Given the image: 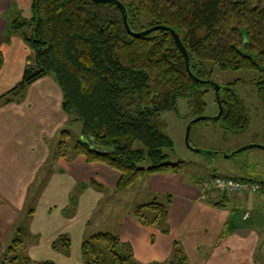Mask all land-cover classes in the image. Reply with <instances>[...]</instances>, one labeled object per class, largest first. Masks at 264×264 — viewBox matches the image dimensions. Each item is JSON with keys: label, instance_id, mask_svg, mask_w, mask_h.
Segmentation results:
<instances>
[{"label": "trees", "instance_id": "obj_1", "mask_svg": "<svg viewBox=\"0 0 264 264\" xmlns=\"http://www.w3.org/2000/svg\"><path fill=\"white\" fill-rule=\"evenodd\" d=\"M119 1L126 8L132 31L143 32L156 26L174 30L198 78L204 80L215 68L257 73L256 80L237 81L236 85L241 82L254 86L264 109V0ZM17 15L5 42L11 34H19L32 50L33 61L22 82L0 102L12 103L35 82L53 77L63 92V111L76 116L82 124L75 155H68L66 141H62L57 158L84 156L88 164H103L117 171L121 176L117 192L128 190L145 176L182 173L184 162L169 160L168 151H173L175 145L161 117L175 112L181 99L188 102L194 116H203L207 109L205 89L211 87L191 80L184 56L170 32L158 31L135 39L128 34L116 5H97L92 0H32L31 17ZM2 61L0 55V65ZM233 85L221 94L224 112L220 120L239 132L248 127L250 116L245 101L231 88ZM70 135L62 133L64 140ZM136 144L143 149H135ZM145 161L147 167L143 166ZM88 186L106 191L96 180ZM210 190L205 193L207 202L225 208L228 195L223 193L219 200L211 201ZM77 203V197H72V210ZM144 210L154 212L156 217L146 218ZM168 211V205L155 201L135 213L143 225L169 234V228L164 227ZM24 238L21 231L11 242L7 264L34 263L18 254ZM53 248L69 253L71 241L62 236ZM82 255L85 264H139L132 245L109 232L87 237ZM168 264H188L178 244Z\"/></svg>", "mask_w": 264, "mask_h": 264}, {"label": "crops", "instance_id": "obj_2", "mask_svg": "<svg viewBox=\"0 0 264 264\" xmlns=\"http://www.w3.org/2000/svg\"><path fill=\"white\" fill-rule=\"evenodd\" d=\"M31 3L0 0V99L22 82L33 61L32 50L19 34H11L5 42L17 14L31 17ZM62 103L63 92L51 76L29 86L12 103L0 102V244L12 242L23 231L19 256L34 263L85 264L82 247L85 239L96 233L87 235L93 216H104L105 209L109 210L107 214L121 213L129 203L132 187L117 192L120 174L103 164H88L84 156L70 161L54 154L52 168L47 166L58 133L71 119ZM243 166H229L242 173V178L233 179L263 182V173L255 166L252 170ZM149 178L153 179L155 192L167 193L171 198L169 234L139 222L132 212L145 205H132L119 238L132 245L137 262H163L166 256L159 254V259H150L145 253L156 246L162 252L164 246L168 255L178 244L188 264H264V194L228 196L226 207L218 208L203 199L199 178L188 180L183 171ZM94 179L106 191L89 187ZM75 195L78 203L72 210ZM210 199L214 201V197ZM246 214L249 218L245 220ZM62 236L71 241L69 253L53 248Z\"/></svg>", "mask_w": 264, "mask_h": 264}, {"label": "rangeland", "instance_id": "obj_3", "mask_svg": "<svg viewBox=\"0 0 264 264\" xmlns=\"http://www.w3.org/2000/svg\"><path fill=\"white\" fill-rule=\"evenodd\" d=\"M21 4L24 3L21 2ZM21 17H23V15ZM258 77V74L255 72H224L218 68L213 69L208 77L204 76V80L211 81L224 88L234 84L231 88L245 101L250 116V124L243 131L238 132L231 130L223 120L201 122L195 124L191 130L189 139L191 147H189L186 143L187 128L193 120L199 117L192 114L188 102L184 99L179 100L175 112L164 114L161 117L165 123V132L173 140L175 145L173 151H168L169 160L174 163L184 162L183 172L188 180H195L198 178V180H201L204 177L242 178L241 170L233 171V169L229 168L230 165H241L242 167H244L243 165H247L250 170L255 166L259 172L263 173L261 175L264 176V150L251 149L236 156H232L233 153L247 146L257 145L264 147V109L255 94V88L250 84L241 85V82H238V85H236L237 81L251 82ZM205 90L208 91L205 97L207 109L204 115L200 117H215L218 114V106L214 89L211 87ZM70 118V122H68L57 135L53 155L47 164L50 169L52 168L50 163L54 161V154L57 153L56 150L60 142L66 141L68 155L74 156L76 144L81 140L82 124L77 121L76 116L73 115L72 117L70 116ZM63 132L70 133V137L64 140L62 136ZM135 149H143V147L140 144H136ZM193 149L202 152L196 153ZM226 156L229 158L226 159ZM74 159L75 157L71 158L70 161ZM143 166L147 167L148 161H145ZM216 167L221 168L217 171ZM46 171L47 170L44 172ZM87 172L89 173V171ZM261 178L264 179V177ZM151 181H153V179L147 176L133 185L129 203L123 207L121 213L107 214L109 210L105 209L104 216H93L92 225L87 235H91L94 232H109L120 237L122 225L126 224V222H124V217L131 214L133 210L131 209L132 205H148L156 201L159 204L168 205L170 210V204L168 202L169 200L171 201V198L169 194L155 192V185ZM197 183L199 185L198 181ZM209 194L211 198L214 197V201L217 199L215 197L220 199L223 196V193L214 189H211ZM75 196L77 197V195ZM106 196L109 197V194H106ZM131 201L134 202L131 203ZM104 203L107 204L108 199L104 200ZM142 215L150 220L156 217V214L150 210L142 211ZM132 216L136 218L134 210ZM168 223L169 222L166 221L164 225L166 229L169 228ZM16 239H19V237L17 236ZM164 241L166 240L164 239ZM11 244L12 243L9 241L8 243L0 244V264H7L6 260L9 254L8 248ZM136 248H139V250L142 249L141 246L138 245ZM165 248L167 247L163 246L162 252L158 246L150 248V252H146L145 256H149L150 259H159V254H161L162 256H166L164 261L158 262L154 260L151 264H168L170 259L174 257V249L170 254L165 255ZM11 256L14 257L15 255L11 253ZM139 264L141 263L139 262Z\"/></svg>", "mask_w": 264, "mask_h": 264}, {"label": "water", "instance_id": "obj_4", "mask_svg": "<svg viewBox=\"0 0 264 264\" xmlns=\"http://www.w3.org/2000/svg\"><path fill=\"white\" fill-rule=\"evenodd\" d=\"M95 4L97 5H108V4H114L116 5L120 12H121V15H122V18H123V22H124V26L128 32V34L135 38V39H140V38H144V37H147L155 32H158V31H165V32H170L176 42V44L178 45L182 55L184 56V59H185V63H186V70H187V73L189 74L191 80L197 84V85H200V86H210L214 89V92H215V96H216V103H217V106H218V114L217 116L215 117H199L195 120H193L188 128H187V134H186V143L189 147L190 146V142H189V139H190V134H191V130L193 128V126L195 124H198V123H201V122H207V121H218L221 119L222 115H223V112H224V109H223V104H222V101H221V94L223 91L225 90H228L227 87H221L211 81H208V80H203V79H200L198 78L192 71V68H191V60H190V57L184 47V45L182 44L181 42V39L180 37L178 36V34L172 30V29H169L168 27H165V26H156V27H152L148 30H145L143 32H134L131 30L130 26H129V23H128V14H127V11H126V8L125 6L119 1V0H92ZM244 49L247 50L248 49V41L245 39L244 41ZM251 149H262L264 150V147L262 146H257V145H251V146H247L235 153L232 154V156H236L242 152H245L247 150H251ZM195 150V149H193ZM196 153H201L202 151H199V150H195ZM229 157L226 156V159H228Z\"/></svg>", "mask_w": 264, "mask_h": 264}, {"label": "built area", "instance_id": "obj_5", "mask_svg": "<svg viewBox=\"0 0 264 264\" xmlns=\"http://www.w3.org/2000/svg\"><path fill=\"white\" fill-rule=\"evenodd\" d=\"M214 188L217 191L228 196H246L264 194V184L257 181H240L232 178L207 177L202 179L200 189L205 198V193ZM245 220L249 218V214L245 215Z\"/></svg>", "mask_w": 264, "mask_h": 264}]
</instances>
